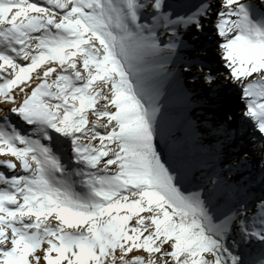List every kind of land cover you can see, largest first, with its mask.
<instances>
[{
  "label": "snow or ice",
  "instance_id": "obj_1",
  "mask_svg": "<svg viewBox=\"0 0 264 264\" xmlns=\"http://www.w3.org/2000/svg\"><path fill=\"white\" fill-rule=\"evenodd\" d=\"M0 264H264V0H0Z\"/></svg>",
  "mask_w": 264,
  "mask_h": 264
},
{
  "label": "bare ground",
  "instance_id": "obj_2",
  "mask_svg": "<svg viewBox=\"0 0 264 264\" xmlns=\"http://www.w3.org/2000/svg\"><path fill=\"white\" fill-rule=\"evenodd\" d=\"M172 88L173 86L169 85L167 94L161 99L163 116L161 117L160 128L162 132L166 131L171 124L178 122L184 111L183 106L177 102L176 97L172 96ZM85 191L87 190L85 189Z\"/></svg>",
  "mask_w": 264,
  "mask_h": 264
},
{
  "label": "rangeland",
  "instance_id": "obj_3",
  "mask_svg": "<svg viewBox=\"0 0 264 264\" xmlns=\"http://www.w3.org/2000/svg\"><path fill=\"white\" fill-rule=\"evenodd\" d=\"M172 96L174 97H176L177 96V93H176V91L174 90V87L172 88ZM81 195L83 196V197H85V198H87L88 196H89V193H88V191H85V189H81Z\"/></svg>",
  "mask_w": 264,
  "mask_h": 264
}]
</instances>
